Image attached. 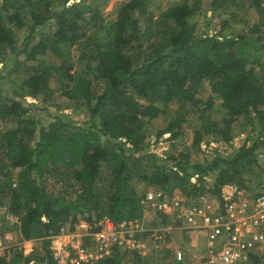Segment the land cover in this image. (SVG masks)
Segmentation results:
<instances>
[{"label":"trees","instance_id":"16d2710c","mask_svg":"<svg viewBox=\"0 0 264 264\" xmlns=\"http://www.w3.org/2000/svg\"><path fill=\"white\" fill-rule=\"evenodd\" d=\"M100 1L0 0V236L43 242L7 247L0 264H59L62 226L141 221L150 188L197 203L264 176V0L210 1L214 33L194 19L198 0H121L108 16ZM167 133L170 148L151 151ZM211 142L231 151L208 152ZM144 250L115 246L85 264H195Z\"/></svg>","mask_w":264,"mask_h":264},{"label":"built area","instance_id":"2783aa9c","mask_svg":"<svg viewBox=\"0 0 264 264\" xmlns=\"http://www.w3.org/2000/svg\"><path fill=\"white\" fill-rule=\"evenodd\" d=\"M202 147L208 152L214 148L224 153L231 151L229 145L216 142ZM258 158L264 162V150ZM142 203L189 230L206 233L207 252L199 264H243L253 254L264 255V176L252 184L226 183L221 187L220 197L207 193L197 203L191 199L172 200L153 189ZM139 222L124 221L116 225L104 219L99 222L98 230L86 221L75 224L73 229L64 225L53 237L54 257L59 264H85L109 255L115 246L145 249L144 242L136 236L140 232L135 228ZM86 238L95 245L89 246ZM0 249H4L1 236ZM176 255L178 260L186 261L182 250H177ZM192 257L197 259L198 255L194 253Z\"/></svg>","mask_w":264,"mask_h":264},{"label":"rangeland","instance_id":"374dc122","mask_svg":"<svg viewBox=\"0 0 264 264\" xmlns=\"http://www.w3.org/2000/svg\"><path fill=\"white\" fill-rule=\"evenodd\" d=\"M73 1V0H72ZM121 0H101L100 2V8L103 10L104 14L106 16L109 15V13L115 8V6L120 2ZM177 0H153V6L160 4L163 8L168 7L172 3H174ZM191 2L194 0H190ZM212 0H198V6L201 8V10L196 13L194 16V19L199 22L200 30H208L210 33H214L218 29V24L220 23L219 21V16H217V12L215 13L212 10H208V3ZM249 3V2H247ZM248 5V4H247ZM246 5V7H247ZM232 7V6H231ZM245 7V8H246ZM235 7H232V9ZM220 10V9H219ZM239 14V13H238ZM256 15V12H255ZM254 14L251 12L246 18H254ZM111 17V16H110ZM237 18H244L240 14L237 16ZM235 25H239L237 21L232 22ZM208 92H205L207 94ZM60 95V94H57ZM57 102L59 104H66L67 100L64 99L63 97L57 98ZM63 108V107H62ZM175 107H172V109ZM51 110H56L57 107L51 106ZM64 112L71 113L73 115V112L76 111L74 106L72 107H64L63 108ZM192 129L187 128L185 134L183 135L181 140L185 143L184 145H181V148L184 147L185 145H190L191 140H192ZM170 135L167 133L163 135L159 141L155 142V135L153 134L151 136V146L150 149L153 152H157L161 155L164 154L166 150L170 148V144L172 140L169 137ZM242 137L243 135L236 136L234 139V142H236L235 146H239L242 142ZM194 154L198 158H203V154L201 152H198L196 149H194ZM263 178V174L260 175L259 180ZM150 188L149 190H151ZM154 190V189H153ZM144 217L141 219V221L138 223L136 229L139 228L141 234V241L144 242L145 244V252H155L157 249L163 250L164 247H167L170 250V258L172 257H177L176 251L177 250H182L185 254V258L188 260H192V255L198 251L201 252V254H206L207 252V239L205 237V232L200 231L196 232L193 230H189L185 227H183L181 224H174V225H168L165 227L162 232L157 233L156 231L159 230L158 223L160 222L158 215L159 213L153 211V209L149 208H144ZM65 226H70V224H65ZM71 229V228H70ZM148 230V231H147ZM151 230V233L147 234V237H143L144 235L142 232H149ZM156 230V231H155ZM143 238V239H142ZM3 240V247L4 249H0V251L5 250L7 247H11L13 245H18L21 246L24 249V252L27 253L30 250V247L34 248V244L36 245L37 243L30 244L29 242H23L20 243L17 240V237L15 233L11 232H6L5 237H2ZM88 240L89 246L95 245L91 240ZM38 243V245H40ZM37 246V245H36ZM41 246V245H40ZM39 246V247H40ZM27 251V252H26ZM197 261L196 259H194ZM193 261V262H195ZM30 264H34L31 262Z\"/></svg>","mask_w":264,"mask_h":264},{"label":"crops","instance_id":"0c3cea01","mask_svg":"<svg viewBox=\"0 0 264 264\" xmlns=\"http://www.w3.org/2000/svg\"><path fill=\"white\" fill-rule=\"evenodd\" d=\"M205 237L207 239L206 233H205ZM87 239L88 238H86V240ZM25 242H29L30 244L37 243L36 244L37 246L34 244V248L35 247H39L40 245L42 246V243H43L41 240H28V241H25ZM40 242H41V244L38 245V243H40ZM87 242H88V240H87ZM53 244H54V240H52L51 247L53 246ZM34 248L30 247V250L28 252L27 251L26 252L27 253H30ZM195 253L198 255V258L196 259L197 261H195L193 257H192V260L195 261L197 264H199L204 259L205 255L204 254H201V252H198V251H196Z\"/></svg>","mask_w":264,"mask_h":264}]
</instances>
